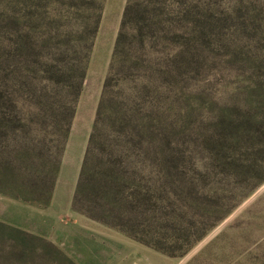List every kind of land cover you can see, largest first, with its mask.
<instances>
[{
    "label": "trees",
    "instance_id": "trees-1",
    "mask_svg": "<svg viewBox=\"0 0 264 264\" xmlns=\"http://www.w3.org/2000/svg\"><path fill=\"white\" fill-rule=\"evenodd\" d=\"M43 2L48 0H26V5L37 8ZM185 4L126 1L71 202L74 211L101 223L119 226L124 221L120 228L125 233L147 243L130 230L142 226L141 232L151 233L152 247L172 257L183 255L264 181V102H255L254 115L245 102L246 112H230L203 131L188 130L184 120L178 126L169 119L170 108H164L167 99L172 102V82L179 78L197 23L187 9L172 8ZM81 20L80 42L68 46V53L83 59L75 55L69 63L67 47L56 42L57 36L38 40L33 25L32 34H21L0 19L1 194L42 204L50 198L83 86L91 49L86 37L94 36L98 15ZM167 47L182 49L168 53ZM185 136L199 139L202 162L193 161L195 150L181 148ZM207 180L219 186L222 198H228L232 184L241 194L210 223L206 219L213 211L206 207L201 219L178 213L173 195L187 191L193 197L195 186ZM4 228L13 231L0 222ZM164 239L167 246L157 245Z\"/></svg>",
    "mask_w": 264,
    "mask_h": 264
},
{
    "label": "rangeland",
    "instance_id": "rangeland-1",
    "mask_svg": "<svg viewBox=\"0 0 264 264\" xmlns=\"http://www.w3.org/2000/svg\"><path fill=\"white\" fill-rule=\"evenodd\" d=\"M93 1L89 6L79 0H48L46 5L43 2L33 8L26 5V0H0L3 24L28 35L33 25L38 40H45L49 34L57 36L56 42L63 41L67 47L69 63L79 55L68 53V46L80 42L77 28L81 18L98 15L94 36L86 37L91 49L83 86L48 202L22 201L0 193V222L13 228L12 232L0 229V264H264V181L183 255L174 257L153 248L154 241L147 237L151 233H142L140 225L130 230L147 243L125 233L120 228L124 221L110 226L72 209L79 169L127 0ZM186 2L172 8L187 9L197 23L179 78L172 82V102L167 99L164 104L165 109L170 108L169 119L178 126L184 120L188 130L203 131L230 112H246L245 102L254 115L256 103L263 106L264 102V90L255 91V86L264 89V0ZM171 48L181 47H167L166 52ZM77 58L83 59V55ZM183 140L181 148L195 150L193 161L202 162L199 139L185 136ZM195 188L193 197L187 191L173 195L174 209L192 220L212 210L207 223L241 194V189L236 190L232 184L228 198H222L221 189L210 180ZM216 192L221 197L211 198ZM158 233L166 231L159 229ZM167 242L164 239L157 245L167 246Z\"/></svg>",
    "mask_w": 264,
    "mask_h": 264
}]
</instances>
